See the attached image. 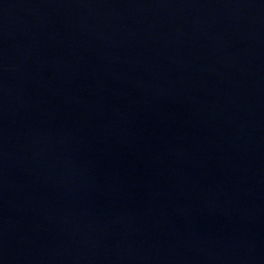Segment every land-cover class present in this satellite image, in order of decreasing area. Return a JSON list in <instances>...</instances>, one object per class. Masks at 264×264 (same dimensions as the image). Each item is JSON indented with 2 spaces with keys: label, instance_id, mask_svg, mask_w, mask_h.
<instances>
[{
  "label": "water",
  "instance_id": "obj_1",
  "mask_svg": "<svg viewBox=\"0 0 264 264\" xmlns=\"http://www.w3.org/2000/svg\"><path fill=\"white\" fill-rule=\"evenodd\" d=\"M0 264H264V0H0Z\"/></svg>",
  "mask_w": 264,
  "mask_h": 264
}]
</instances>
